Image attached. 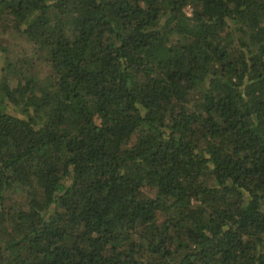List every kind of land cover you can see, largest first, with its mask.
Returning a JSON list of instances; mask_svg holds the SVG:
<instances>
[{
	"label": "trees",
	"instance_id": "16d2710c",
	"mask_svg": "<svg viewBox=\"0 0 264 264\" xmlns=\"http://www.w3.org/2000/svg\"><path fill=\"white\" fill-rule=\"evenodd\" d=\"M1 27L49 73L0 68V264H264V0H0Z\"/></svg>",
	"mask_w": 264,
	"mask_h": 264
},
{
	"label": "rangeland",
	"instance_id": "374dc122",
	"mask_svg": "<svg viewBox=\"0 0 264 264\" xmlns=\"http://www.w3.org/2000/svg\"><path fill=\"white\" fill-rule=\"evenodd\" d=\"M190 8L186 7L184 12L190 14ZM35 49L28 44L20 33L14 28H0V68L11 63L19 74L38 73L42 79L49 73V69L37 58ZM28 70V71H27ZM0 70V78H1Z\"/></svg>",
	"mask_w": 264,
	"mask_h": 264
}]
</instances>
